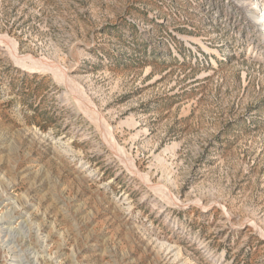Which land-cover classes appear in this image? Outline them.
Here are the masks:
<instances>
[{
  "label": "rangeland",
  "instance_id": "374dc122",
  "mask_svg": "<svg viewBox=\"0 0 264 264\" xmlns=\"http://www.w3.org/2000/svg\"><path fill=\"white\" fill-rule=\"evenodd\" d=\"M263 26L264 0H0V264H264Z\"/></svg>",
  "mask_w": 264,
  "mask_h": 264
},
{
  "label": "bare ground",
  "instance_id": "6f19581e",
  "mask_svg": "<svg viewBox=\"0 0 264 264\" xmlns=\"http://www.w3.org/2000/svg\"><path fill=\"white\" fill-rule=\"evenodd\" d=\"M256 9H257V7H256L255 5H252V11H253V13H255ZM255 17H256V16H255ZM262 17H263L262 15H258L256 18H258V19L261 20ZM263 27H264V26H263Z\"/></svg>",
  "mask_w": 264,
  "mask_h": 264
}]
</instances>
